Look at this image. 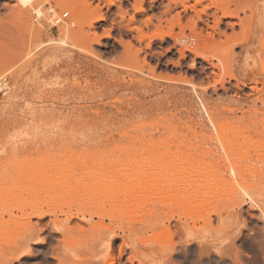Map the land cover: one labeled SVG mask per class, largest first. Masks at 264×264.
I'll return each mask as SVG.
<instances>
[{"label": "rangeland", "instance_id": "1", "mask_svg": "<svg viewBox=\"0 0 264 264\" xmlns=\"http://www.w3.org/2000/svg\"><path fill=\"white\" fill-rule=\"evenodd\" d=\"M110 1L58 6L72 28L60 49L32 30L37 0H0V263L264 264L258 0L233 6V18L211 8L205 22L193 8L209 1L186 0L187 12L171 0H145L144 12ZM98 7L104 21L85 27ZM178 14L186 38L208 37L194 41L208 60L170 37L138 42V27L167 31Z\"/></svg>", "mask_w": 264, "mask_h": 264}, {"label": "bare ground", "instance_id": "2", "mask_svg": "<svg viewBox=\"0 0 264 264\" xmlns=\"http://www.w3.org/2000/svg\"><path fill=\"white\" fill-rule=\"evenodd\" d=\"M72 1V0H71ZM71 1L70 0H37V7H39L40 8V10H41V12H42V15H37L36 17L37 18H40V20H31V27H32V30H35V29H39L41 32H42V35L43 36H45L46 38L47 37H49L51 40H50V42L53 44V45H57V46H59L60 47V49H65V48H68V46L70 45V42H69V39H68V36H70L69 35V33H70V31H71V27H70V25L71 24H69V23H65V24H62V25H60V26H58V30H56V31H54L53 29H52V24H51V17H52V15H54L53 14V12H54V10H52L53 9V7H55V8H57L58 6L60 7L61 6V8H62V6L63 7H65V6H68L69 8L70 7H73V5H71L70 3H71ZM75 1V0H74ZM92 1V0H91ZM115 1H117V0H112V1H110V3L109 4H113V3H115ZM119 1H121V0H119ZM171 1H175V3H176V5L178 4V3H181L182 4V6H183V8H184V10L187 12V9H189V7L191 6H187V5H189V4H187V5H185V2H186V0H171ZM203 1L205 2V1H209L210 2V4L207 6V5H205L202 9L200 8V11H197L196 10V7H194L193 9H194V12H195V15L196 16H194V17H196L197 18V22H201V21H203V19L201 18V15L200 14H205V15H207L208 13V11H209V9H211V8H214L215 10H216V12H215V14H216V16H217V12H221V14H222V17L223 18H233V17H235V15L233 14L234 12V10H232L233 8V6L234 7H236V9H238L239 8V5H241L240 3H242L244 0H195V3H197V5H201V7L203 6L202 5V3H203ZM247 1V0H246ZM246 1H244L243 2V5H244V3L246 2ZM36 2V1H35ZM187 2H189V1H187ZM144 4H145V0H135V6H134V10H135V12H144L145 11V7H144ZM170 5V4H169ZM195 5V4H194ZM243 5H242V9L244 8L243 7ZM89 7V6H88ZM169 7V6H168ZM238 7V8H237ZM241 7V6H240ZM191 8V7H190ZM72 9V8H71ZM235 9V10H236ZM192 10V9H191ZM239 10V9H238ZM250 10V9H249ZM55 11H56V9H55ZM193 11V10H192ZM243 11H244V9H243ZM57 12V11H56ZM236 12V11H235ZM34 14H37L36 12L34 13ZM56 14V13H55ZM125 14H127V12H124L123 14H121V17L123 18L122 20H124L125 19ZM215 14H213V15H215ZM236 14V13H235ZM94 15V16H93ZM93 15H91V18H89L87 21H88V23H85V24H87L85 27H93V24L94 23H96V22H99V21H104V19H105V17H104V15L102 14V12H101V8L100 7H98V9H96L95 10V13L93 14ZM238 15V14H237ZM236 15V16H237ZM216 16H214L215 18H216ZM251 16H252V19L253 18H259V19H263V17H264V0H258V2H256L255 3V5L253 6V8H251ZM33 17V16H32ZM192 17V16H191ZM194 17L193 18H191V19H194ZM131 20H134V18L132 17L131 18ZM173 20H175V21H173ZM173 20H171V21H168V25H167V31H165V29L162 27V24L161 25H159V26H155V30H154V32L152 33V34H147V33H144V31H143V29L142 28H140V27H138L136 30H137V34H138V37H137V40H138V42H143V41H147V47H150V43H151V41H153V40H164L166 37H170L173 41H174V43L175 44H177L178 46L179 45H181V47H184L185 46V44H187L188 46H189V44L191 45H193L194 47L196 46V49H194L193 47H192V45H191V47L193 48H187V50L186 49H184V50H186V51H189L190 53H196L198 56H200V57H204V59L205 60H208L207 59V57H208V55H207V57H206V54H205V52H204V50L203 49H200V48H198V46L196 45V44H194V41H197V42H205L204 40H206V39H208V37L206 38L205 36H203V34H202V32H198L197 30H196V26H197V24H196V22H195V19L194 20H192V22H190L191 23V26H187V28L189 27L190 29L189 30H196V32H197V35L195 36V35H193V38H192V36H190L192 39H190V37L188 38V39H190L189 41H188V39L186 38V35H183L184 33H185V31H184V29L186 28V27H184V25L182 24V18H181V16H180V14H178L177 15V17H174V19ZM217 20V22L216 21H214V23H216V25H215V27H217V25L220 23L219 22V20L218 19H216ZM151 20L150 19H147V21L145 22V25L147 26L149 23H151L150 22ZM79 22V21H78ZM76 20L75 21H73V22H71L72 24H73V26H75L77 23H78ZM175 22V23H174ZM203 22H205V21H203ZM202 22V23H203ZM161 23V22H160ZM188 23V22H187ZM213 23V24H214ZM205 24H207V23H205ZM259 25L260 24H262V22H259L258 23ZM39 26V27H38ZM176 26H178L179 27V29H180V33H179V36L178 35H175L174 34V28L176 27ZM208 27L210 26V25H207ZM79 27V26H78ZM215 27H209L212 31H214L215 32ZM219 27V26H218ZM71 28V29H70ZM199 28V27H198ZM75 29V28H74ZM202 29V28H201ZM70 30V31H69ZM187 30V29H186ZM192 30H191V32H192ZM195 30H194V32H195ZM73 31V30H72ZM75 31V30H74ZM105 32H104V34L103 35H98V33H96V32H94L93 33V35L95 36V38H96V41L98 42V43H100L99 41H100V39L101 38H103V37H110V30L108 29V30H104ZM201 31V30H200ZM72 34V33H71ZM213 34V33H212ZM235 34V33H234ZM182 35V36H181ZM204 35H206V34H204ZM208 35V34H207ZM206 35V36H207ZM222 35V34H221ZM40 36V35H39ZM39 36H37L38 38H39ZM185 36V37H184ZM208 36H210V34L208 35ZM235 36H236V34H235ZM225 37V36H224ZM231 37V36H230ZM229 37V38H230ZM234 37V36H233ZM233 37L232 38H230V40L231 39H233ZM41 38V37H40ZM39 38V39H40ZM210 38H211V36H210ZM213 38V37H212ZM235 38V37H234ZM237 38V37H236ZM235 38V39H236ZM47 40H48V38H47ZM47 40H46V42H47ZM212 40H214V39H212ZM229 40V41H230ZM236 40H238V39H236ZM235 40V41H236ZM45 41V40H44ZM95 41V40H94ZM149 41V42H148ZM216 41V40H215ZM215 41H212V42H215ZM45 42V43H46ZM96 42V43H97ZM207 42L208 41H206L205 43H203L204 45L205 44H207ZM211 42V41H210ZM223 41H221V43H222ZM121 43V45L122 46H124V47H129L130 48V46L132 45L130 42H124V41H121L120 42ZM182 43H184V46H182ZM228 43V42H227ZM202 44V45H203ZM218 44V43H217ZM216 44V45H217ZM47 45V44H46ZM213 46H214V44H213ZM187 46H185V48H186ZM208 47V46H207ZM70 48H71V46H70ZM132 49H133V47H131ZM131 48H130V50H131ZM125 49V48H124ZM127 49V48H126ZM135 49V48H134ZM198 49V50H197ZM210 49V48H209ZM67 50V49H66ZM128 50V49H127ZM138 50V49H137ZM207 50H208V48H207ZM214 50V49H213ZM61 51V50H60ZM63 52H64V50H62ZM129 51V50H128ZM127 51V52H128ZM140 52L142 51L141 49L139 50ZM138 51V53H140ZM212 51V50H211ZM126 53V52H125ZM131 53H132V51H131ZM134 53H136V50H135V52ZM133 53V54H134ZM138 53H137V55H138ZM132 54V55H133ZM195 54V55H196ZM128 55H131V54H128ZM136 54H134L133 56H135ZM214 55V54H213ZM182 56L183 57H185V53H184V51L182 52ZM128 57V56H127ZM211 57V56H210ZM214 57H216V56H214ZM69 58V57H68ZM212 58V57H211ZM217 58H218V56H217ZM215 59V58H214ZM38 60V59H37ZM217 60V59H216ZM221 61V60H220ZM222 63V62H221ZM33 64V63H32ZM210 64V63H209ZM225 69H226V67H224ZM217 69V68H216ZM218 69H220V68H218ZM224 70V69H223ZM154 72V71H153ZM213 74H214V72H212ZM229 75H230V77L232 76V73H230V71H228L227 72ZM216 76H218V75H216ZM215 77V76H214ZM215 79V78H214ZM213 79V80H214ZM220 79V78H219ZM215 81V80H214ZM216 81H217V79H216ZM215 81V82H216ZM220 81V80H219ZM218 81V82H219ZM221 82V84H222V81H220ZM213 83V82H212ZM217 83V82H216ZM215 84V83H214ZM213 84V85H214ZM218 84H220V83H218ZM212 85V86H213ZM216 86V85H215ZM184 87H188V86H184ZM204 96V95H203ZM203 96H197V98H193V99H195L196 101H197V103H198V105H199V107L201 108V111L203 110L204 112H206L207 114H208V106H206V104L204 103V100L201 98V97H203ZM206 115V114H205ZM216 122V121H215ZM214 123V122H213ZM211 124V123H210ZM213 127V126H212ZM221 128V127H220ZM219 128V129H220ZM215 131V130H214ZM222 132H223V130H221ZM219 132V131H218ZM224 133V132H223ZM222 136V135H221ZM224 141V140H223ZM220 143V142H219ZM222 150H224V149H222ZM80 176H82V174L80 175ZM86 176V175H85ZM84 176V177H85ZM93 176V175H92ZM91 176V177H92ZM41 177H43V176H41ZM49 177V176H48ZM54 177V176H53ZM70 177V176H69ZM69 177H68V179H69ZM46 178H47V176H46ZM51 178V177H50ZM54 178H56V177H54ZM72 178V177H71ZM78 178V177H77ZM42 179V178H41ZM44 180H45V177L43 178ZM48 179V178H47ZM46 179V180H47ZM67 179V178H66ZM81 179H83L82 177H81ZM52 180H54V183H55V179H53V178H51V181ZM58 180V179H57ZM71 180V179H70ZM76 180V179H75ZM43 181V180H42ZM50 181V180H49ZM50 181V182H51ZM66 181V180H65ZM69 181V180H68ZM76 181H79L78 179L76 180ZM79 182H82V181H79ZM49 183V182H48ZM53 183V184H54ZM52 184V183H51ZM76 184H79V183H77L76 182ZM81 184V183H80ZM54 186V185H53ZM52 188V187H51ZM0 214H2V213H0ZM38 216H40V215H38ZM72 216V215H71ZM70 218V217H69ZM67 225H65V227H66ZM64 226H62L61 227V231L60 232H62V233H64V232H66V228H65ZM68 227V226H67ZM70 227V226H69ZM70 229V228H69ZM57 231H59V230H57ZM57 233V232H56ZM61 234V233H60ZM70 234V233H69ZM36 235V234H35ZM67 235V233L65 234V236ZM34 236V235H33ZM31 238H33V237H31ZM109 239V238H108ZM31 241V240H30ZM44 242V240H41V242H40V240L38 239V238H36V239H33V243L34 244H36V243H38V242H40V244L41 243H43ZM29 242V241H28ZM26 244H27V242H26ZM25 244V245H26ZM37 245V244H36ZM38 246H39V244H38ZM26 247V246H25ZM37 247V246H36ZM60 247V246H59ZM215 247V246H214ZM29 247H27V249H28ZM228 248V247H227ZM226 248V249H227ZM231 247H229V249H230ZM27 249H25L24 251H26ZM224 249V248H223ZM29 250V249H28ZM59 250V249H58ZM111 250V249H110ZM217 250V249H216ZM219 250V249H218ZM233 251V249L231 248L230 249V251ZM224 251H225V249H224ZM227 251V250H226ZM225 251V252H226ZM229 251V250H228ZM229 251V252H230ZM27 252V251H26ZM58 252H60V251H58ZM219 252V251H218ZM225 252H223V253H225ZM25 253V252H24ZM23 253V254H24ZM227 253V252H226ZM225 253V254H226ZM20 255V257L21 256H25L26 255V257H27V254H30L29 253V251L27 252V254H25V255ZM58 254H60V253H58ZM231 253H229V255H230ZM233 254V253H232ZM61 255V254H60ZM60 255L58 256V260H61L62 258H60ZM237 255V254H236ZM236 255H232L233 256V258L236 256ZM113 256V255H112ZM18 257V256H17ZM237 258H240V257H238V255L236 256ZM109 258V257H108ZM237 258H234V261H239L240 259H237ZM23 259V258H22ZM111 259H113L112 257H110L109 258V260L111 261ZM235 259H237V260H235ZM15 260H17V259H15ZM94 260H96V259H94ZM99 260L100 259H98V263H99ZM107 261H108V259H107ZM110 261H109V263H110ZM60 262H62V261H60ZM73 262V261H72ZM77 262V261H76ZM96 262V261H95ZM63 264H65L64 262H62ZM70 263V262H69ZM94 263V262H93ZM112 263V262H111ZM238 263V262H237ZM1 264V263H0ZM4 264H7L6 262H4ZM72 264H74V263H72ZM76 264H80V263H76ZM101 264V263H100ZM106 264V263H105Z\"/></svg>", "mask_w": 264, "mask_h": 264}, {"label": "built area", "instance_id": "3", "mask_svg": "<svg viewBox=\"0 0 264 264\" xmlns=\"http://www.w3.org/2000/svg\"><path fill=\"white\" fill-rule=\"evenodd\" d=\"M56 9V14L52 15L51 17V24H52V29L53 30H58V26L65 24L67 19L70 16V12H58V8Z\"/></svg>", "mask_w": 264, "mask_h": 264}]
</instances>
